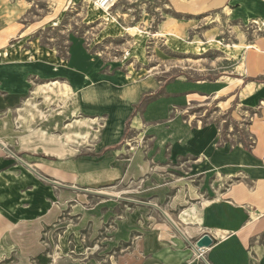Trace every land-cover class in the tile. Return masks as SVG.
Returning <instances> with one entry per match:
<instances>
[{
	"label": "rangeland",
	"instance_id": "rangeland-1",
	"mask_svg": "<svg viewBox=\"0 0 264 264\" xmlns=\"http://www.w3.org/2000/svg\"><path fill=\"white\" fill-rule=\"evenodd\" d=\"M95 1L70 0L54 19L40 21L51 12L49 0H0V29L15 22L28 28L0 43V98L20 96L0 110V264H206L193 250L201 234L192 236L206 203L197 206L204 201L200 160L150 164L145 176L139 168L89 192L29 171H40L35 162L88 152L102 131L103 118L81 114L74 91L57 94L44 83L71 86L65 66L69 55L76 57L68 55L74 39L105 73L127 81L234 77L244 47H230L248 44L256 29L232 23L222 11L180 14L178 4L190 0H118L108 11H97ZM225 100L193 107L194 117L215 125L220 143H245L253 114ZM60 136L70 144L54 143ZM144 142L139 131L126 130L116 149L127 166Z\"/></svg>",
	"mask_w": 264,
	"mask_h": 264
},
{
	"label": "crops",
	"instance_id": "crops-1",
	"mask_svg": "<svg viewBox=\"0 0 264 264\" xmlns=\"http://www.w3.org/2000/svg\"><path fill=\"white\" fill-rule=\"evenodd\" d=\"M49 1L51 12L40 21L54 19L56 11L70 4V0ZM178 8L183 15L222 11L232 23L256 29L255 38L245 44L241 55V73L213 81L157 80L152 75L127 81L118 72L105 73L101 61L88 54L82 40L74 39L76 48L71 43L68 55L73 51L76 57L73 60L69 55L65 66L71 86L59 81L44 84L49 91L65 96L74 91L81 114L103 118L102 131L88 152L35 162L33 166L44 174L34 169L59 186L90 190L138 174L139 168L145 176L150 164L167 165L190 157L200 160L204 201L197 206L206 203L199 209L192 236L207 233L213 238L212 246L203 251L205 263L264 264V0H190ZM19 24L2 27L0 43L15 30L18 36L28 30L16 27ZM61 84L67 86L66 91H60ZM220 98L226 99L222 103L230 99L229 106L235 104L253 114L248 134L253 145L247 138L245 143H220L215 125L194 117L193 107ZM127 129L139 131L145 141L140 151L133 152L128 166L116 149ZM53 141L61 147L70 144L64 136ZM183 229L180 232L186 236Z\"/></svg>",
	"mask_w": 264,
	"mask_h": 264
},
{
	"label": "water",
	"instance_id": "water-1",
	"mask_svg": "<svg viewBox=\"0 0 264 264\" xmlns=\"http://www.w3.org/2000/svg\"><path fill=\"white\" fill-rule=\"evenodd\" d=\"M29 169V171L37 174L40 178L44 179L45 181H48V178L43 177L41 174H39L37 171H35L34 168L30 169L29 167H27ZM53 184L59 185L56 182L51 181ZM82 190L84 192H89L87 190L84 189H79ZM213 244V238L210 237L207 233L206 234H201V236H199V238L194 242V247H195V252L198 253V255L201 256V253L198 251H204L207 248L211 247Z\"/></svg>",
	"mask_w": 264,
	"mask_h": 264
},
{
	"label": "built area",
	"instance_id": "built-area-1",
	"mask_svg": "<svg viewBox=\"0 0 264 264\" xmlns=\"http://www.w3.org/2000/svg\"><path fill=\"white\" fill-rule=\"evenodd\" d=\"M118 0H96L93 5L95 7V9L97 11L101 10V11H107L109 10L113 4H115ZM249 145H253L254 144V139L252 136L249 137Z\"/></svg>",
	"mask_w": 264,
	"mask_h": 264
},
{
	"label": "trees",
	"instance_id": "trees-1",
	"mask_svg": "<svg viewBox=\"0 0 264 264\" xmlns=\"http://www.w3.org/2000/svg\"><path fill=\"white\" fill-rule=\"evenodd\" d=\"M19 95L15 94V95H6L4 97H1L0 98V110L2 108V106L5 104V105H8L9 107H12L14 105H16V103L19 101ZM3 103V104H2ZM37 260L39 262H42L44 260V257L42 255H37L36 256Z\"/></svg>",
	"mask_w": 264,
	"mask_h": 264
},
{
	"label": "bare ground",
	"instance_id": "bare-ground-1",
	"mask_svg": "<svg viewBox=\"0 0 264 264\" xmlns=\"http://www.w3.org/2000/svg\"><path fill=\"white\" fill-rule=\"evenodd\" d=\"M93 1V0H92ZM106 11V10H105ZM108 11V10H107ZM131 31H134L135 29H130ZM242 37V36H241ZM215 41V40H214ZM214 41H213V39H212V37L210 38V41H209V43L211 44H213L214 43ZM240 47H246V45L244 44V43H242V42H240L239 44H234V45H232L230 48L232 49V50H234L235 52H238L239 51V48ZM242 64H240V66L237 68L238 70H240L241 69V66ZM59 87H60V91L63 89L64 91H66L67 90V86L66 85H64V84H61V85H58ZM195 249V247H193V250ZM194 252H195V250H194ZM198 252H201L202 254H203V251H198ZM197 253V252H196ZM199 256V255H198Z\"/></svg>",
	"mask_w": 264,
	"mask_h": 264
}]
</instances>
